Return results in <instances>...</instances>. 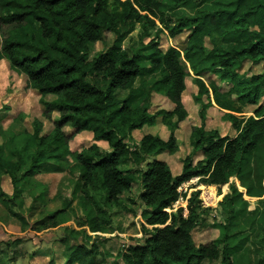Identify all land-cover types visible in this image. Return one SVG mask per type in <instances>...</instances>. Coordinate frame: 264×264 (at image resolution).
I'll use <instances>...</instances> for the list:
<instances>
[{"label":"trees","instance_id":"16d2710c","mask_svg":"<svg viewBox=\"0 0 264 264\" xmlns=\"http://www.w3.org/2000/svg\"><path fill=\"white\" fill-rule=\"evenodd\" d=\"M185 6L192 7V16L181 14ZM0 25L7 29L2 52L10 67L38 94L47 120L57 115L47 133L36 121L32 133L0 134L20 146L12 158L4 159L0 152V178L10 180L14 202L24 185L44 172L76 174L71 198L51 214L55 221L48 228L63 223L76 201L85 214L77 228L88 243L91 237L84 229L107 234L109 210H127L121 198L138 185L141 218L149 228L142 227V243L120 250L111 264H264V0H0ZM184 31L189 33L182 51L160 50L163 35L174 39ZM106 32L113 36L110 46L92 54ZM133 32L136 45L124 49ZM245 63L259 66L260 72L240 75ZM189 72L195 77L200 124L189 135L192 153L174 175L157 157L178 149L175 133L187 118L182 94ZM204 74L217 75L229 86L226 93L212 90V98L215 107L228 113L233 137L205 129L202 100L209 90L201 79ZM145 76L150 77L147 82ZM117 90L128 93L120 100ZM153 92L166 96L174 110L150 113ZM49 96L54 97L50 102ZM248 107H254L251 116H242ZM157 122L169 129L166 141L147 134L138 144L129 143L133 131ZM66 127L75 134L90 132L94 141L70 164ZM193 154L201 156L195 164ZM194 179L193 189L215 187L219 195L235 179L244 195L229 185L219 204L221 223H206L211 209L203 207L198 190L187 200L186 215L182 208L169 213L186 197L179 189ZM43 197L41 193L38 199L44 202ZM245 198L256 199L258 207L248 211ZM206 227L218 237L195 245L193 232ZM60 243L63 264H98V257L99 263L106 262L107 254L93 243H69L68 236ZM0 264L6 263L0 259ZM48 264L56 263L50 259Z\"/></svg>","mask_w":264,"mask_h":264},{"label":"rangeland","instance_id":"374dc122","mask_svg":"<svg viewBox=\"0 0 264 264\" xmlns=\"http://www.w3.org/2000/svg\"><path fill=\"white\" fill-rule=\"evenodd\" d=\"M182 15H193V9L190 6H185L180 10ZM159 26V23L156 22ZM7 29L0 25V134L8 132L11 134L21 133L24 130L32 133L33 123L40 121L43 124L42 133L49 132L53 127L52 119H56L57 115L52 114V119L47 120L48 113L39 104V96L32 90L27 79L20 72L13 70L9 62L4 57L2 52V40L5 38ZM188 31H184L179 36L169 38L163 35L160 40V50L164 51L167 47H175L182 51L185 46V39ZM166 34V32H164ZM104 41L97 42L93 47L92 54L103 51L110 46L113 36L110 33H104ZM137 32H133L123 44V48L127 49L136 45ZM149 40L147 39L146 42ZM219 42V41H218ZM206 45H209L206 43ZM240 75L249 77L260 72L259 66H250L245 63L237 71ZM149 76L143 77V81L147 82ZM204 85L208 88V95L203 98L202 103L205 106V129L216 130L221 136H234V131L226 113L215 107L212 98V90H217L220 93H226L229 86L219 81L217 75L204 74L201 77ZM195 77L191 72L184 80L185 91L182 94V104L187 112V118L179 124V130L176 131L175 137L177 140L178 149L174 154L163 153L157 157L158 160L165 162L171 169V172L179 174L182 167V160L190 155L191 147L189 145V135L193 127L200 124L199 110L200 104L196 102L197 87L194 84ZM140 80L134 84V88L138 87ZM127 91L117 90L115 96L117 99H124ZM54 97L49 96L46 101H52ZM150 113H155L159 110L173 111L175 105L164 95L152 93L150 97ZM254 107H248L243 110L242 116L249 117ZM251 111V112H250ZM228 114V113H227ZM64 133L67 136L68 148L70 155L66 157L67 164L73 162V156L82 150L88 149L93 143V135L90 132H82L75 134L73 129L64 128ZM169 129L165 128L157 122L151 128L144 127L142 130L133 131L129 138L130 144H138L139 140L147 134L156 135L162 140H167L169 137ZM9 136L3 139L0 137V152L4 159L12 158L11 153L14 150H19L20 146L17 143H8ZM98 146L101 149L108 150L106 143L99 142ZM201 159L200 154H193V164ZM151 159H148L150 161ZM15 161V160H14ZM73 178L67 174H56L44 172L39 176L29 180L23 187V194L17 202L12 200V187L7 176L0 178V259L6 264H48L50 259H54L56 264H63L64 246L60 240L68 236V242H78L91 245L92 243L99 247V250L106 255L105 264H111L117 253L128 246H133L142 243L143 231L142 227L145 222L141 218L142 206L139 205L137 196L139 193L138 185H134L132 189L122 196L127 210L113 208L109 210L112 216V225L107 234H91L87 229H84L87 236L91 237L88 241L84 237L81 229L77 228V221L81 218L84 212L77 206L75 201L72 209L67 213V217L63 223H59L56 219L57 226L48 228L55 221L51 219V214L62 209V201L71 198L72 183L76 179V174ZM72 182V183H71ZM234 184L239 190L238 182L231 179L225 188L220 189V195L215 187H197L196 179L184 184L179 192L184 194L185 198H180L175 203L169 213H175L179 208L184 210L186 215L187 200L190 194L196 190L200 191V200L203 207L210 208L211 212L206 220L207 224L223 221L221 215L220 202L222 197L229 193V185ZM37 185H40L38 187ZM244 195V191L240 190ZM43 193L41 202L38 196ZM2 195V196H1ZM248 202V211L258 207L257 200L245 198ZM134 204H133V202ZM15 204V206L13 205ZM11 211V212H10ZM22 217L25 223L22 225L13 216ZM26 224V226H24ZM146 227V226H145ZM47 228V229H46ZM149 228V227H146ZM79 232V234L71 237L70 231ZM218 237L216 230L212 228H197L192 238L195 245H204L210 243ZM252 248V246H249ZM98 264L101 257L96 258Z\"/></svg>","mask_w":264,"mask_h":264},{"label":"bare ground","instance_id":"6f19581e","mask_svg":"<svg viewBox=\"0 0 264 264\" xmlns=\"http://www.w3.org/2000/svg\"><path fill=\"white\" fill-rule=\"evenodd\" d=\"M241 190V189H240Z\"/></svg>","mask_w":264,"mask_h":264},{"label":"crops","instance_id":"0c3cea01","mask_svg":"<svg viewBox=\"0 0 264 264\" xmlns=\"http://www.w3.org/2000/svg\"><path fill=\"white\" fill-rule=\"evenodd\" d=\"M255 200V199H254Z\"/></svg>","mask_w":264,"mask_h":264}]
</instances>
